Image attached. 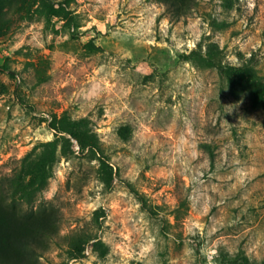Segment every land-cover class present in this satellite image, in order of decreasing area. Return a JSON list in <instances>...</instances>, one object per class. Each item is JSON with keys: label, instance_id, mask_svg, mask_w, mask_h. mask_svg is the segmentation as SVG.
Wrapping results in <instances>:
<instances>
[{"label": "rangeland", "instance_id": "rangeland-1", "mask_svg": "<svg viewBox=\"0 0 264 264\" xmlns=\"http://www.w3.org/2000/svg\"><path fill=\"white\" fill-rule=\"evenodd\" d=\"M177 1L0 0V203L58 211L39 264H264V0Z\"/></svg>", "mask_w": 264, "mask_h": 264}, {"label": "trees", "instance_id": "trees-1", "mask_svg": "<svg viewBox=\"0 0 264 264\" xmlns=\"http://www.w3.org/2000/svg\"><path fill=\"white\" fill-rule=\"evenodd\" d=\"M162 2L169 11L177 15L180 13L182 4L177 0ZM83 126V118L74 120L66 113L53 117L51 121L55 131L73 134L80 143L87 139L88 145L94 147L95 143L90 139L92 136L83 133ZM49 143L53 144L54 141ZM16 186L24 189L28 184L17 182ZM58 220V211L51 203L35 209L17 207L15 200L0 203V264H39V256L48 248L49 238L57 233ZM96 244L104 252L99 240ZM75 250L72 255L78 257L81 251L78 247Z\"/></svg>", "mask_w": 264, "mask_h": 264}]
</instances>
